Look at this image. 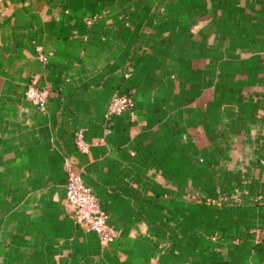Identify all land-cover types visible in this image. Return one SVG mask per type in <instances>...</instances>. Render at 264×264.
<instances>
[{
  "label": "crops",
  "instance_id": "0c3cea01",
  "mask_svg": "<svg viewBox=\"0 0 264 264\" xmlns=\"http://www.w3.org/2000/svg\"><path fill=\"white\" fill-rule=\"evenodd\" d=\"M115 92L134 106L106 117ZM67 163L107 244L66 206ZM260 191L264 0H0V264H264Z\"/></svg>",
  "mask_w": 264,
  "mask_h": 264
},
{
  "label": "built area",
  "instance_id": "2783aa9c",
  "mask_svg": "<svg viewBox=\"0 0 264 264\" xmlns=\"http://www.w3.org/2000/svg\"><path fill=\"white\" fill-rule=\"evenodd\" d=\"M96 17L97 15L86 18L85 21L87 25H91ZM76 34L77 32L73 31V35ZM83 39H86V36H83ZM36 51L38 59L42 62H46L53 54L51 50H44L41 45L36 46ZM125 75L128 76V71L125 72ZM49 94L50 91L48 89L36 87L33 83H31L25 91L26 99L42 111L45 108L46 99ZM133 106L134 101L131 95L115 92L107 103L105 116L110 117L112 115H120L127 111L129 112L132 110ZM75 143L80 151H88L89 145L85 141L81 130L75 132ZM64 188L66 206L71 211L73 219L78 226L84 231L95 233L102 244H107L116 237V229L110 223L109 216L102 208L98 197L84 183L81 175L69 167L68 163L66 164V180ZM191 198L211 204L226 202L239 203L242 201V195L238 191L233 193H223L217 198L200 196L198 194H194ZM254 199L257 203H264V191L258 192L254 196Z\"/></svg>",
  "mask_w": 264,
  "mask_h": 264
}]
</instances>
